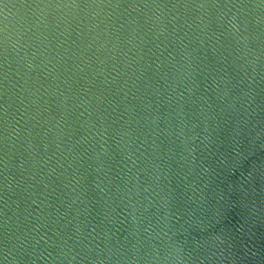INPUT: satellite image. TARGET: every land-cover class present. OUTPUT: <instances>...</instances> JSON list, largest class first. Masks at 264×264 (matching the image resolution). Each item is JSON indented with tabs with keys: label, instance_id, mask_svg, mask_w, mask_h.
<instances>
[{
	"label": "water",
	"instance_id": "water-1",
	"mask_svg": "<svg viewBox=\"0 0 264 264\" xmlns=\"http://www.w3.org/2000/svg\"><path fill=\"white\" fill-rule=\"evenodd\" d=\"M0 264H264V0H0Z\"/></svg>",
	"mask_w": 264,
	"mask_h": 264
}]
</instances>
